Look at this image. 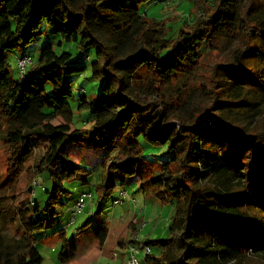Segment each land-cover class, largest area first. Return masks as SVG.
<instances>
[{"label": "trees", "instance_id": "16d2710c", "mask_svg": "<svg viewBox=\"0 0 264 264\" xmlns=\"http://www.w3.org/2000/svg\"><path fill=\"white\" fill-rule=\"evenodd\" d=\"M153 1L0 0V117L2 136L12 153L9 172L35 159L32 141L44 147V155L32 164L35 175L28 187L30 199L19 204L13 219L22 234L9 237L0 228V264H41L34 233L44 230L47 221L40 217V203L32 197L37 177L49 174L53 187L46 193L51 196L49 202L58 203L59 194L65 193L64 183L83 172L82 165L71 160L68 141L82 146V137L88 134L117 131L131 139L122 145H105L100 165L111 179L102 177L99 198L115 188L117 176L125 179L139 174L144 156L137 139L143 137L155 147L166 148V159L143 173V191L163 201L176 200L170 237L158 242L160 256L144 254L141 264H238L244 250L264 260V238L249 222L264 214V131L247 133L235 119L214 109L191 114L183 98L184 85L172 83L194 74L191 71L203 56L222 42L244 36L246 47L235 53L236 65L215 66L231 76L221 91L227 104L243 102L252 91L243 59L251 52V44L264 41V9L254 11L246 0H194L196 20L172 36L174 22L150 18L141 10ZM44 22L62 42L96 52L92 73L102 81L101 96L82 98L78 105L79 112L92 117L91 132L73 128L74 110L69 104L74 95L70 78L86 73V65L73 63L67 52L57 54L45 48L23 75L19 73L20 80L10 72L8 54L31 45ZM259 70L264 79V68ZM165 78L170 79V87H163ZM172 86L178 91L175 101L164 93ZM79 92L85 94L84 89ZM214 144L231 145L250 160L242 179L224 156L213 151ZM240 187L242 199L238 197ZM252 201L259 210L249 209ZM46 211L50 212L49 206ZM138 223L131 225L132 236ZM89 231L104 243L109 230L107 224H100ZM65 232L53 237L67 246L70 240ZM119 245L125 249L124 240Z\"/></svg>", "mask_w": 264, "mask_h": 264}, {"label": "rangeland", "instance_id": "374dc122", "mask_svg": "<svg viewBox=\"0 0 264 264\" xmlns=\"http://www.w3.org/2000/svg\"><path fill=\"white\" fill-rule=\"evenodd\" d=\"M163 1L165 0H154L148 5H143L141 10L146 12L150 18L159 20L169 18L174 22L170 25L172 36H176L185 25L196 20L198 13L194 0L191 2L176 0L168 4L166 1L169 0ZM208 1L214 2L215 0ZM246 3L247 5L251 4L254 11L264 9V0H246ZM263 43L264 41L260 40V43L251 44V52L244 55L243 67L245 71L248 70L245 79L247 85L252 87V91L241 103L227 104L228 100L221 94V91L223 92L228 87L231 76L224 75V69L218 68L236 65L235 53L246 47V37L244 36H235L230 43L222 42L216 50L213 49L203 56L196 69L191 71L194 74L172 82L174 85L176 82L184 85L186 92L183 93V98L187 101V109L191 114L212 113L211 109H214L213 112H221L225 117L235 119L236 123L245 127L247 133L264 131V79L258 73L259 69L264 68ZM45 48H50V51L57 54L67 52L72 55L73 63L88 67L86 73L70 78L73 82L74 95L69 99V104L74 110L73 128L91 132L92 117L86 111L79 112L78 105L82 98L93 100L101 96L102 81L95 79L92 73V66L97 61L95 50L81 51L75 43L62 42L60 37L55 35L44 22L31 45L21 46L8 54L10 72L15 80L21 78L17 69L16 57L25 51L32 58L37 59ZM86 57L90 59L87 60ZM217 65L218 70L215 69ZM143 79L145 78L143 77ZM163 83V87L169 86L170 79H163ZM80 89H84L85 94L80 93ZM177 92L174 87L164 90V93L171 96L174 101ZM57 123L58 121H55V124ZM2 125L0 117V228L5 235L18 238L23 231L18 223L13 222V219L17 217L19 204L30 199L28 187L32 184L35 175L32 164L37 163L44 155V147L37 141H32L35 159L26 163L23 168L10 173L12 153L2 136ZM130 139L129 135L117 131L96 136L88 134L82 137V146H76L72 140L68 141L66 149L70 153L71 160L78 165L81 164L83 172H79L73 180L64 183L65 193L59 194L58 203L56 201L49 202L51 196L46 193V190H52L53 187L49 174L43 173L37 177L35 193L32 194V197H36L39 201L40 217L47 221L44 230L34 233L37 240L36 251L39 258L42 259L41 264H60L58 263L60 254L61 259L68 262L77 257L78 264H103L102 256L113 260L116 259L117 254L125 255V250L118 246L119 240H124L125 249H127L130 241L136 235L140 243L138 246L143 247L144 244H149L152 255L160 256L161 249L158 242L166 241L170 237L169 229L175 215L176 200L173 198L170 201H163L153 196L151 191H143L141 178H143V173L153 170L152 164L159 165L166 159V148L155 147L143 137L137 139L144 156L143 161L139 164L141 173L139 172L136 177L125 179L116 175L115 188L105 198H99L97 189L101 184L102 177H105L107 181L111 179L109 171H105L100 165L105 145L111 142L122 145ZM212 149L224 156L232 169L239 171L240 178L244 175L243 172L246 174V167L250 162L246 156L239 155L231 145L218 147L214 144ZM86 191L91 192L93 198L86 202L84 211L77 214L73 221L75 203L81 193ZM122 191L127 192L128 197L122 204L114 205L115 199L119 198ZM238 194V197L242 199L244 194L242 187ZM228 197L232 200V196ZM245 201L243 200L241 204L246 206ZM249 203V209L259 210L256 202ZM47 205L50 212L46 211ZM51 218L54 220L51 221ZM254 219L257 220L254 223L249 221L251 228L255 229L259 237L264 238V214L258 215V218ZM137 222H139L138 230L132 236L131 225ZM100 224H107L109 230L104 243H100L90 231L84 230L85 228L92 230L93 227ZM244 224L246 225V222ZM63 229L66 231L67 240H70L67 246L64 245L61 238L53 237ZM74 234L78 235L77 245L71 241ZM45 239L48 240L45 241ZM144 254L142 250L140 257L143 258ZM238 264H264V260L255 252L244 250Z\"/></svg>", "mask_w": 264, "mask_h": 264}, {"label": "built area", "instance_id": "2783aa9c", "mask_svg": "<svg viewBox=\"0 0 264 264\" xmlns=\"http://www.w3.org/2000/svg\"><path fill=\"white\" fill-rule=\"evenodd\" d=\"M176 0H169L166 3L174 2ZM33 58L30 55H20L16 57L17 69L21 75L26 72V69L32 64ZM128 197L127 192L122 191L120 193L119 199L114 201V205L122 204L124 199ZM93 198L92 193L89 191L82 192L79 196V199L75 203L74 212H73V221L75 220V216L84 211L86 202ZM135 202V201H134ZM73 223V222H72ZM138 236L136 235L132 242L128 245L127 251V264H141L142 258L140 257L141 251L143 250L146 255L152 253L151 248L148 245H143V247L138 246Z\"/></svg>", "mask_w": 264, "mask_h": 264}, {"label": "crops", "instance_id": "0c3cea01", "mask_svg": "<svg viewBox=\"0 0 264 264\" xmlns=\"http://www.w3.org/2000/svg\"><path fill=\"white\" fill-rule=\"evenodd\" d=\"M164 2V1H163ZM162 3V2H161ZM147 14V13H146ZM148 16V15H147ZM87 231V230H86ZM89 231V230H88ZM78 235H76V234H74V236H73V238L71 239V241H73V244H75L76 243V245H77V237ZM48 239H45V241H47ZM70 242V241H69ZM120 240H119V243H118V246L120 247ZM121 248V247H120ZM122 249V248H121ZM123 250H125L124 252H125V255H123V254H121V255H119V254H117L116 256V259H113V260H110V259H108V258H106V257H103L102 256V258L101 259H103V264H127V251H126V249H123ZM121 257H122V259H121ZM120 259H121V261H120ZM78 262H79V260H77V257L76 258H74L73 260H71V261H66V260H64V259H61V254L58 256V263H60V264H78Z\"/></svg>", "mask_w": 264, "mask_h": 264}]
</instances>
